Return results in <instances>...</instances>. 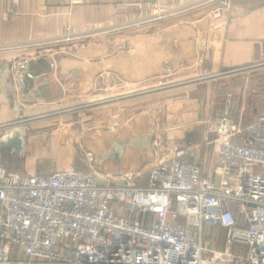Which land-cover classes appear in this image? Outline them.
Masks as SVG:
<instances>
[{
	"label": "crops",
	"instance_id": "0c3cea01",
	"mask_svg": "<svg viewBox=\"0 0 264 264\" xmlns=\"http://www.w3.org/2000/svg\"><path fill=\"white\" fill-rule=\"evenodd\" d=\"M214 4L0 0V169L45 177L81 170L85 150L76 139L87 133L83 109L113 99L118 101L111 105L132 110L137 96L159 85L150 80L127 84L111 74V92H105L98 76L84 95L76 73L61 76L59 61H100L93 56L99 45L108 49L106 58L131 53L132 39L179 25L197 28L194 54L178 66L164 63L158 79L167 88L145 96L146 102H162L158 130L163 144L191 148L202 141L207 125L226 113L244 126L254 123L264 110L259 98L264 92V0H232L231 11L219 19L209 16ZM222 72H227L222 79L210 78ZM12 132L20 138L18 154L1 143ZM222 247L216 239V249Z\"/></svg>",
	"mask_w": 264,
	"mask_h": 264
},
{
	"label": "built area",
	"instance_id": "2783aa9c",
	"mask_svg": "<svg viewBox=\"0 0 264 264\" xmlns=\"http://www.w3.org/2000/svg\"><path fill=\"white\" fill-rule=\"evenodd\" d=\"M231 8L215 0L209 16ZM108 52L99 45L93 56ZM110 76H99L106 89ZM142 115L155 133L152 160L138 171L98 172L86 151L81 170L48 177L0 169V264H264V110L248 126L226 113L191 148L166 147L159 113ZM189 216L196 229L181 221ZM213 228L225 233L221 250L205 234Z\"/></svg>",
	"mask_w": 264,
	"mask_h": 264
},
{
	"label": "water",
	"instance_id": "95a60500",
	"mask_svg": "<svg viewBox=\"0 0 264 264\" xmlns=\"http://www.w3.org/2000/svg\"><path fill=\"white\" fill-rule=\"evenodd\" d=\"M196 33L188 26H174L155 36L137 37L130 41L131 53H117L100 61L83 62L62 59L59 61L61 76L77 74L83 94L91 89L93 81L103 73L116 75L126 83L143 82L161 72L164 63L180 65L194 54ZM16 132L4 136L1 143L15 153L21 152ZM154 123L146 115L135 118L130 129L114 135L95 129L82 138V146L94 157L93 166L98 172L120 175L140 170L152 160Z\"/></svg>",
	"mask_w": 264,
	"mask_h": 264
},
{
	"label": "rangeland",
	"instance_id": "374dc122",
	"mask_svg": "<svg viewBox=\"0 0 264 264\" xmlns=\"http://www.w3.org/2000/svg\"><path fill=\"white\" fill-rule=\"evenodd\" d=\"M226 74H227V72H225V73L222 72V73H218L216 75L210 76V78H212V80H218V79H222L223 77H225ZM163 75L164 74L160 72L159 74L154 75L151 78L147 79L148 81L150 80L152 82H157L159 85V88L155 91L153 90L150 92H146L145 93L146 95L144 94V95L137 96L139 98H137L135 100V103L133 106L134 108L132 110H129V108L125 109V108H123V106L122 107L118 106V108H117L116 104L111 105L114 102L118 101V100L113 101V99L103 101L101 103H94V104H91V105L85 107L83 109V113H82L84 115L83 120L81 122L82 123V129L87 131V132H89L91 130H95V129H99V130L104 131L106 128H109L110 126H112L114 123H116L118 121L131 120V122H132L135 118L142 116V114H144L146 111H148L149 108L152 110L155 109V111H157L159 113V115L161 116V113H160L161 109L160 108H161L162 102L156 103L157 101H155L152 103L151 100H150V102H146V99H150V98H145V96H148L150 94L152 95V94L158 92L159 90H164L167 88V85H162V81L160 79H158V78L162 77ZM147 80H145V81H147ZM205 83H207V82H205ZM127 84H130V83H127ZM135 84H138V83H135ZM111 91H112V89H111V84H110V86H108L107 89L105 88V92H111ZM121 104L123 105V103H121ZM204 139L205 138L201 135V140L203 141ZM181 221H183L185 224L190 225L191 227H194V229H196V227L198 225V220L193 216L183 218V219H181ZM205 234L209 235L210 238L213 237V239L215 241H216V239L219 241L222 240V238H224V235H225L223 230L217 229V228H213L210 231L206 230ZM215 246H216V244H215ZM222 246H223V244H222ZM222 249H223V247H222ZM245 252H246V250H244V253Z\"/></svg>",
	"mask_w": 264,
	"mask_h": 264
}]
</instances>
